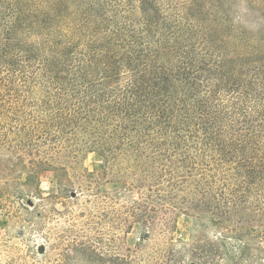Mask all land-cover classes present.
Returning a JSON list of instances; mask_svg holds the SVG:
<instances>
[{"label":"trees","instance_id":"obj_1","mask_svg":"<svg viewBox=\"0 0 264 264\" xmlns=\"http://www.w3.org/2000/svg\"><path fill=\"white\" fill-rule=\"evenodd\" d=\"M179 8L182 18L163 16L157 0H0V118L16 124L9 128L16 137L11 156H0V199L9 192L28 196L26 184L10 175L51 166L56 146L50 143L75 147L87 136L104 158L125 153L159 164L154 178L173 191L168 196L149 186L145 196L189 203L198 227L214 228L215 239L200 233L168 248L158 264H216L225 257L228 234L251 242L249 232L226 222L247 205L264 212V37L227 32L223 22L201 16L197 0ZM26 86L29 94L39 87L41 98H20ZM26 106L36 109L26 112ZM0 138L7 142V133ZM182 169L187 174H178ZM60 171L56 194L38 200L71 190ZM180 186L195 197H177ZM32 192L39 194L38 187ZM122 207L153 223L156 209L141 199ZM32 208L27 214L41 224V210ZM76 237L71 254L59 253L55 264L125 261ZM238 252L241 264H256L243 248Z\"/></svg>","mask_w":264,"mask_h":264},{"label":"rangeland","instance_id":"obj_2","mask_svg":"<svg viewBox=\"0 0 264 264\" xmlns=\"http://www.w3.org/2000/svg\"><path fill=\"white\" fill-rule=\"evenodd\" d=\"M184 1L190 0H157V3L163 16L176 15L173 17L182 18L179 7ZM197 1L203 8L201 16L214 20V23L223 22L222 29L227 32L241 37H264V0ZM168 3L170 7H167ZM251 44L254 45L245 41L243 45ZM27 89L28 86L21 88L19 97L26 98L23 100L36 101L41 98L39 87H35L32 94ZM35 109L26 106L22 110L27 112ZM15 126L7 117L0 118V134L7 133L8 136L7 142L0 138V156H11L10 140L13 142L16 137L14 131L9 132V128ZM80 138H83L82 135ZM50 145L56 146L52 159L48 161L51 166L41 167L36 175L28 171L19 172V169L10 175L12 178L19 177L29 189L25 191L28 196L9 192L6 201L0 199V264H55L59 253L71 254L73 236L92 244L103 253L125 257V261L122 260L120 264H158L164 260L168 248L178 249L200 233L215 239V232L211 231L214 228L204 232L198 227L195 217L198 211L189 203L173 206L169 200L160 202L155 197L148 199L145 196L149 186L153 190L159 188L161 193L168 196L173 191L165 180L158 178L156 181L154 178L153 174L161 169L159 164L146 160L142 163L127 157L125 153L104 158L103 151L90 143L87 136L75 147H72L74 143H65L60 148L57 146L60 144ZM4 162L11 165L10 160ZM60 168L64 169L72 182V187H69L71 190L63 194L65 197L61 199L38 200V197L56 194V175L61 172ZM169 169L173 180H179L175 166H168ZM179 172L187 174L184 169ZM0 185H5V178L1 174ZM36 186L39 194L32 192ZM174 192L180 198L195 197L184 186ZM133 199H141L156 209L151 225L144 224L140 218H133L122 207L131 205ZM256 199L261 201V197L256 196ZM33 206L39 208L44 216L41 224H37L36 218L27 214L34 212ZM242 209L241 217L234 216L236 219L226 223L232 228L249 232L253 239L249 244H240L236 236L228 234L225 257L217 260L216 264H241L239 258H235L241 255L238 252L241 248L247 261L255 260L256 264H264L261 258L264 252L259 249V246L264 248V212H256L249 205Z\"/></svg>","mask_w":264,"mask_h":264}]
</instances>
